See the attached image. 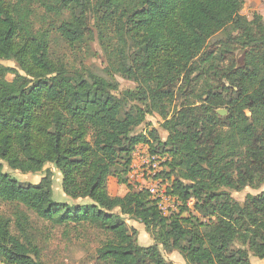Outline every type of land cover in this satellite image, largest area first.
Instances as JSON below:
<instances>
[{
    "label": "trees",
    "instance_id": "obj_1",
    "mask_svg": "<svg viewBox=\"0 0 264 264\" xmlns=\"http://www.w3.org/2000/svg\"><path fill=\"white\" fill-rule=\"evenodd\" d=\"M243 3L0 0V200L14 206L18 232L0 216V261L45 264L23 208L54 225L102 230L107 240L96 253L105 264H174L162 250L178 252L186 264L264 258V189L242 203L230 193L264 184V23L250 24L240 14ZM39 10L45 27L33 20ZM221 29L226 38L206 48ZM54 34L86 51L96 37L107 61L103 75L58 56ZM116 75L136 90L113 94ZM177 95L185 102L170 116ZM153 113L163 120V141L154 128L134 132ZM150 142L152 152L170 157V170L183 172L170 189L182 200L179 213L163 216L128 180L134 148ZM47 165L72 202L54 200ZM5 167L42 175L22 184ZM110 176L125 194H109ZM125 218L143 224L153 242L138 244Z\"/></svg>",
    "mask_w": 264,
    "mask_h": 264
},
{
    "label": "rangeland",
    "instance_id": "obj_2",
    "mask_svg": "<svg viewBox=\"0 0 264 264\" xmlns=\"http://www.w3.org/2000/svg\"><path fill=\"white\" fill-rule=\"evenodd\" d=\"M43 10H39L37 12L36 17L33 19L34 22H37V26H39L42 21L39 19L42 17ZM240 14L244 16L248 22L252 25H255L259 22L264 23V0H244L243 6L240 10ZM67 18V14L63 16V19ZM57 19L58 17L54 18ZM42 26H47V23L42 22ZM228 29H221L213 34L207 41L206 48H210L216 46L221 40L226 38V33ZM53 36L56 37V34ZM57 43L53 45V49L56 51L58 56L64 57L71 65L81 66L83 65L90 71L95 73H99L103 75V69L107 66L106 57L96 39L89 43V51L86 49H75L70 48L61 42L57 37L54 38ZM233 56L236 57L237 60H242V53L239 49L235 50ZM82 62V63H81ZM81 63V64H80ZM4 64L9 66H14L13 61H5ZM7 78L11 80L12 76L10 74L7 75ZM116 80L119 83V87L117 90L113 91V94L116 96H122L127 94V92H132L136 90V84L132 81L120 76H115ZM185 102L184 96L177 95L169 104L168 110L169 115H173L176 113L178 109L181 107V103ZM218 110H225L224 107L219 108ZM226 111V110H225ZM163 120L161 117L156 114H149L146 117L144 124H141L139 127L135 129V133L145 132L152 128L156 129L160 140L163 141L167 132L164 131L161 127ZM89 140H92V136H89ZM152 147L153 142L149 143ZM161 154V153H160ZM166 155L169 160L170 157ZM53 170V198L56 201H69L70 199L65 196L60 187V173L52 167ZM161 176L167 180H173V178L183 177V172L179 169H175V171L170 170L168 165V160L163 162L161 165ZM5 170L8 171L17 181L22 184L29 183H37L41 178V173H21L17 170H9L5 167ZM169 176V177H168ZM113 178V177H112ZM108 181L109 178H108ZM130 182V181H129ZM184 184L189 186V182L185 181ZM264 189V184H262L259 188H251L246 187L240 191H230L232 197L242 203L247 194H257ZM125 188L123 185L118 186L116 181H112L108 183V192L110 195H114L116 193H121ZM73 200H70L72 202ZM82 203V201L79 200ZM78 203V202H77ZM25 211L28 216L31 226L29 230L30 236L33 239L34 243L39 248V257L45 264H105L101 262L97 258L96 249L101 246L106 240L107 235L102 230L94 227V226H81L74 227L72 225L61 226L54 225L48 221L42 220L38 218L33 211L22 209ZM14 206L12 204L3 202L0 200V216L9 217L12 219L10 225V231L12 234L17 235V230L13 224L14 218ZM193 213H185L184 217L192 216ZM126 224L128 227L136 228L138 234L136 236L137 243L140 245H147L148 243H152V238L150 234L145 230L143 224L138 221L130 220L125 218ZM203 221V220H200ZM164 257L167 259L169 252H164L162 250ZM251 264H264V258L258 259L253 255H250ZM0 264H4L0 261Z\"/></svg>",
    "mask_w": 264,
    "mask_h": 264
},
{
    "label": "built area",
    "instance_id": "obj_3",
    "mask_svg": "<svg viewBox=\"0 0 264 264\" xmlns=\"http://www.w3.org/2000/svg\"><path fill=\"white\" fill-rule=\"evenodd\" d=\"M131 157L128 174L130 183L135 184L139 189H145L163 216L179 213L182 200L177 194L170 192L172 180L161 176L163 170L161 165L169 158L158 152H152L148 143L138 144ZM185 204L192 209L193 199L189 198Z\"/></svg>",
    "mask_w": 264,
    "mask_h": 264
},
{
    "label": "crops",
    "instance_id": "obj_4",
    "mask_svg": "<svg viewBox=\"0 0 264 264\" xmlns=\"http://www.w3.org/2000/svg\"><path fill=\"white\" fill-rule=\"evenodd\" d=\"M109 180L110 181H107V187H108V183L109 182H112V181H116V178H114V177L112 178V176H110L109 177ZM116 183H117V181H116ZM117 185L118 186H121L118 183H117ZM123 186H124L125 190L124 191H121V193H116L114 195H123V194H125L126 191H127V188H126L125 185H123ZM167 255H168L167 260H170L174 264H186L185 261H184V259L181 257V255L178 252H176V251L169 252V253H167Z\"/></svg>",
    "mask_w": 264,
    "mask_h": 264
},
{
    "label": "water",
    "instance_id": "obj_5",
    "mask_svg": "<svg viewBox=\"0 0 264 264\" xmlns=\"http://www.w3.org/2000/svg\"><path fill=\"white\" fill-rule=\"evenodd\" d=\"M217 113H219V114H221V115H224V114L226 113V111H225V110H218V109H217Z\"/></svg>",
    "mask_w": 264,
    "mask_h": 264
}]
</instances>
